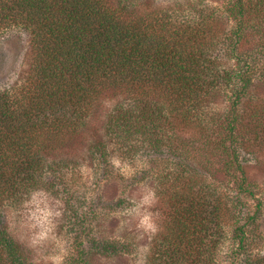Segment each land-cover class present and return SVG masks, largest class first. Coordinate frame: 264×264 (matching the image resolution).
Listing matches in <instances>:
<instances>
[{
  "label": "trees",
  "instance_id": "16d2710c",
  "mask_svg": "<svg viewBox=\"0 0 264 264\" xmlns=\"http://www.w3.org/2000/svg\"><path fill=\"white\" fill-rule=\"evenodd\" d=\"M19 28L32 65L24 93L0 90V264H34L6 209L38 190L70 191L66 177L85 165L53 155L109 97L103 137L86 155L93 188L66 206L69 226L95 229L128 208L129 197L106 200L104 185L128 183L115 156H141L159 164L130 183L158 174L167 229H183L152 264H264L263 200L246 175L264 146V102L251 94L264 79V0H0V33ZM214 97L223 106L212 112ZM72 231L82 262L88 231ZM92 246L118 251L103 238Z\"/></svg>",
  "mask_w": 264,
  "mask_h": 264
},
{
  "label": "rangeland",
  "instance_id": "374dc122",
  "mask_svg": "<svg viewBox=\"0 0 264 264\" xmlns=\"http://www.w3.org/2000/svg\"><path fill=\"white\" fill-rule=\"evenodd\" d=\"M32 57L30 52V37L23 29H8L0 33V90L15 94L24 93L27 78L30 76ZM256 99L264 102V79L251 91ZM116 99L109 97L105 103L92 113L88 128L82 132L73 143H68L60 148L54 158L64 159L69 163L79 160L84 167L76 169L74 174H80L72 179L69 173L68 183L62 188H70L67 193L52 195L44 190H38L29 195L17 208L6 209L5 220L7 228L13 239L26 253L28 260L34 264H152L155 258L171 248L170 241L165 238H174L182 233L183 229H167L166 196L156 194L155 187L158 174L150 178H142L141 184L130 183L131 179L137 178L141 169L150 170L156 163L145 157H131L121 159L115 156V165L121 169L128 182L120 186L114 183H105V198L113 202L112 198H128L132 202L130 206L115 213L112 219L107 216L101 218L95 225V229L82 227L72 228L69 226L65 209L70 203H75L77 191L84 192L93 188V179L90 177V168L87 163V151L89 144L103 137V128L108 114ZM223 101L215 100L205 103L206 108L213 112ZM186 133V132H185ZM190 137L191 133L183 134ZM255 145V144H254ZM256 151V150H255ZM256 160L246 159V175L257 184V197L263 200L262 213L264 214V146L257 149ZM122 155V154H121ZM86 159V160H85ZM245 163V164H246ZM153 165V166H152ZM133 177V178H132ZM172 185V182L171 184ZM126 187V188H124ZM129 190V194L121 193ZM262 193V194H260ZM170 202H174L171 201ZM258 201L250 200L249 204L255 207ZM73 203V204H74ZM76 205V204H75ZM88 207V206H87ZM76 207L74 206V210ZM79 212H87L79 207ZM97 210L103 213L99 207ZM261 215L256 223L257 233L264 236V215ZM72 229L87 230L82 240V250L85 252L84 261L78 260L77 243L73 239ZM94 233L90 236L89 233ZM83 235L84 232H79ZM98 238L116 241L118 251L111 249L108 253L93 252V240Z\"/></svg>",
  "mask_w": 264,
  "mask_h": 264
}]
</instances>
